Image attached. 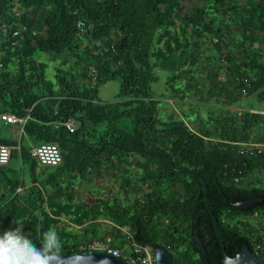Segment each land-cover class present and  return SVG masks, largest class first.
Masks as SVG:
<instances>
[{"label": "trees", "instance_id": "1", "mask_svg": "<svg viewBox=\"0 0 264 264\" xmlns=\"http://www.w3.org/2000/svg\"><path fill=\"white\" fill-rule=\"evenodd\" d=\"M36 53L70 65H53L49 78ZM155 68L182 100L192 91L208 105L158 116ZM109 80L119 90L103 101L98 88ZM263 87L264 0H0V114L26 118L18 142L0 138L11 145L0 165V231L22 224L39 244L55 228L71 255L106 234L122 248L119 228L129 227L137 243L166 246L173 264H222L207 197L225 252H255L252 238L264 233L233 219L264 212V149L250 145L264 144V113L229 106L261 110L245 98L264 102ZM43 142L59 146L61 164L32 157ZM105 175L116 180L110 196L78 198L76 180ZM253 194V207L235 206Z\"/></svg>", "mask_w": 264, "mask_h": 264}, {"label": "built area", "instance_id": "2", "mask_svg": "<svg viewBox=\"0 0 264 264\" xmlns=\"http://www.w3.org/2000/svg\"><path fill=\"white\" fill-rule=\"evenodd\" d=\"M80 25V24H78ZM16 34V32H14ZM213 41H217L216 38ZM90 77L87 79L89 86L94 87L96 85L97 80V73L94 68L90 69ZM245 84H248V79H244ZM264 89V87H263ZM242 92L245 94L246 89L243 88ZM232 107V106H229ZM243 110V109H240ZM261 112V110H255ZM263 113V112H262ZM0 119L5 121L6 123L10 124H20L23 125L26 118L17 116L11 113H1ZM73 122L68 120L65 121L63 124L69 131H73L74 125ZM250 145H257V153H260L262 149H264V144H250ZM245 150L249 151L250 153H254V150L250 148H246ZM31 155L34 157L39 165L41 166H57L62 163V154L59 149V146L55 142H43L37 146H34L31 149ZM10 161V148L8 145L0 144V165H8ZM19 190V189H18ZM254 217L260 218L264 221V212L261 214H255L251 217H240L234 218L233 221H240L243 223H250ZM120 233L127 238V242L124 244L122 248H113L110 246L112 236L110 234H106L104 236V240H93L89 243L86 248L87 250H100L110 253L112 255L120 257L125 264H156L155 258V251L152 246L148 244H139L137 243L134 238L132 231L129 227H120ZM264 233V232H263ZM261 233V234H263ZM253 235V233H252ZM254 241V253L261 257L264 260V239L263 241L257 240V237L253 236Z\"/></svg>", "mask_w": 264, "mask_h": 264}, {"label": "rangeland", "instance_id": "3", "mask_svg": "<svg viewBox=\"0 0 264 264\" xmlns=\"http://www.w3.org/2000/svg\"><path fill=\"white\" fill-rule=\"evenodd\" d=\"M189 3L187 7H190L192 5V2ZM36 57H38L41 61L47 64L46 67V74L47 77L52 78L54 68L53 65L61 64L64 68H68L70 65V62H63L60 59L52 60L45 54H35ZM16 69V64L12 63L10 65V70L14 71ZM155 73L157 76L156 81L152 83V90L154 92V98L158 101L157 109H158V116L161 118H167L168 115H172L174 117H182V111H185L189 109L191 105H199L204 106L208 105V103L201 102V100L197 98H193V92H189V95L191 98H186L182 100L180 96L182 95V92L173 93L169 85L166 82L168 72L166 70L155 68ZM181 91H182V81H181ZM119 90V83L116 80H109L103 84L100 85L98 88V95L103 101H113L115 100V96ZM253 98V99H252ZM250 98V100L247 102L250 103L251 106L254 107H261L264 108V102H259L254 97ZM194 103V104H191ZM212 105H215V102H212ZM232 107H236L238 109L240 108L238 105L234 104L231 105ZM194 110L191 112V117L194 116ZM198 112H202V110L199 108ZM261 112L264 113V110H261ZM0 127H2V122L0 121ZM108 185H112L113 187H116V180L115 178L109 177L105 175L103 178H100L99 180L91 181V182H83L78 183L76 180V188L78 193V198L86 201L94 199L99 193L104 194L105 196H110L108 193V189L104 190L105 188H108ZM126 202L129 200L128 198H123ZM252 221V225L256 228L261 230V233L264 232V221L260 218L254 217ZM68 230H72V226L68 225L66 227Z\"/></svg>", "mask_w": 264, "mask_h": 264}, {"label": "water", "instance_id": "4", "mask_svg": "<svg viewBox=\"0 0 264 264\" xmlns=\"http://www.w3.org/2000/svg\"><path fill=\"white\" fill-rule=\"evenodd\" d=\"M205 188V194L206 186ZM261 201V198L256 194L249 196L248 198L238 201L235 206L241 209H249L253 207L257 202ZM206 205L212 217L213 223L216 227L217 233L220 238V246L222 253V264H264V260L250 250L248 245H243L241 250L234 256L227 254L223 248V241L221 238L220 226L217 218L212 212L209 205V200L206 197ZM197 247L204 251L200 238L197 236ZM156 264H173V255L171 251L164 245H158L154 249ZM57 264H125L124 261L115 255L100 250H85L78 251L71 255L61 253L57 260ZM205 264H209L206 262Z\"/></svg>", "mask_w": 264, "mask_h": 264}, {"label": "clouds", "instance_id": "5", "mask_svg": "<svg viewBox=\"0 0 264 264\" xmlns=\"http://www.w3.org/2000/svg\"><path fill=\"white\" fill-rule=\"evenodd\" d=\"M62 242L55 228L42 233L37 244L24 234L23 225L0 231V264H57Z\"/></svg>", "mask_w": 264, "mask_h": 264}, {"label": "crops", "instance_id": "6", "mask_svg": "<svg viewBox=\"0 0 264 264\" xmlns=\"http://www.w3.org/2000/svg\"><path fill=\"white\" fill-rule=\"evenodd\" d=\"M250 98H252V97L250 96V97L245 98V103H246L247 106H251L250 103L248 104V102H247V100L248 99L250 100ZM191 104H194V103H191ZM236 105H238V104H236ZM191 106H195V105H191ZM191 106L189 107V109H187L185 111L191 112V110H192ZM213 106H217V103H215V105H213ZM240 108H242V107H240ZM253 108H261V107H254L253 106ZM242 109H246V110H250V111L254 110L255 111V109H247V108H242ZM261 110H264V108H261ZM194 111H195V109H194ZM70 121H72L73 122L72 124L75 126L74 121L73 120H70ZM21 132H22V130H21V125L20 124H10V123H6L5 122V123H2V127H0V138L5 139L6 141H8V143H9V141H12V142L15 143V142H18L20 140ZM8 146H9L10 151H11V145H8ZM15 147H18V145H16ZM16 165H17V167H19V169L21 168L20 161L17 162ZM4 175L7 176V174H5V173H4ZM17 191L21 192L22 191V187L18 186L17 187Z\"/></svg>", "mask_w": 264, "mask_h": 264}]
</instances>
